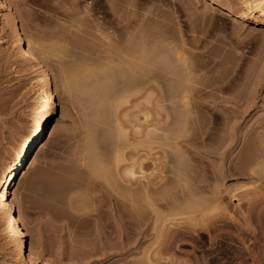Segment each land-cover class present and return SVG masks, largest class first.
Instances as JSON below:
<instances>
[{
	"label": "rangeland",
	"instance_id": "rangeland-1",
	"mask_svg": "<svg viewBox=\"0 0 264 264\" xmlns=\"http://www.w3.org/2000/svg\"><path fill=\"white\" fill-rule=\"evenodd\" d=\"M0 2V181L18 139L42 113L40 73L15 47L9 12L54 93L51 129L10 198L24 245L37 244L39 259L22 260L0 214V264H264V0ZM126 39L135 44L131 62L158 80L146 81L139 68L141 75H133L145 82L134 77L142 83L121 91L125 86L115 76L118 83L109 82L111 70H104L113 86H107L110 106L102 102L113 118L93 126L90 111L105 91L94 98L93 87L86 92L85 81H78L80 88L71 80L85 64L91 76L95 67L112 65V45L120 49ZM167 49L178 51L193 74L169 63L170 54L164 65L167 56L162 61L160 54ZM174 83L190 101L182 116L168 110ZM116 124L130 142L124 149ZM113 129L123 155L111 169ZM91 154L99 169L108 167L105 175H93ZM132 166L129 177L124 171ZM114 173L123 185L140 183L145 191L120 201L117 188L108 200L97 186L91 189L92 181L105 183Z\"/></svg>",
	"mask_w": 264,
	"mask_h": 264
},
{
	"label": "bare ground",
	"instance_id": "bare-ground-1",
	"mask_svg": "<svg viewBox=\"0 0 264 264\" xmlns=\"http://www.w3.org/2000/svg\"><path fill=\"white\" fill-rule=\"evenodd\" d=\"M5 8V4H4V2H0V10L1 9H4ZM125 21V20H124ZM126 23H127V21H126ZM125 22H123V26L124 27H126L125 25H127ZM9 30L11 31V37H12V40H13V43H14V45H15V47L17 48V50L20 52V54H21V56H22V59H23V61H25V62H31V63H33L34 64V66H35V68L37 69V71H39V73H40V75H39V79H40V81H41V86L43 87V89H42V91L38 94L37 93V95H38V105H39V110H40V112H42V113H40V114H38V115H36L33 119H32V121H31V124L29 125V127L23 132V134L20 136V138L18 139V142H17V144H16V146H15V148H14V151H13V154L10 156V158H9V160L7 161V163H6V166H5V170H4V174H3V178H2V180L0 181V214H1V217L3 218V222L5 223V225L7 226V240L9 241V243L12 245V247H13V249L17 252V254L18 255H20L21 257H22V260L24 261V262H27V263H31V262H33V261H37L38 259H39V255H38V253H36V250H35V246L37 245V244H35V246L33 247V248H30V247H32L33 245H30V247L29 246H26V245H24V242H23V239H22V226H21V224H20V218H19V214H17L16 213V211H14V208H12V206L10 205V198H11V196H12V194H13V192L15 191V190H17V188H18V185H19V183H20V180H21V178H22V175H23V173H21L22 172V169L24 168V166L25 165H27L28 163H29V161L31 160V157H32V154H33V152H34V150L36 149V147L38 146V144L40 143V141H41V139H43L46 135H47V133L50 131V129H51V123H52V119H53V116H54V108H53V105H52V100H53V98H54V93H53V88H52V82H51V79H50V76H49V74H48V72H47V70H46V68L44 67V65H42V62H40V61H38V59H37V57H36V50H34V49H32L31 47H30V45H28V42L24 39V37L22 36V33H21V31H20V28H19V26H18V21H17V19H16V16L14 15V13H12V12H9ZM127 40V41H126ZM125 41H123V42H120V44L122 43L123 45H121V46H123L122 48H120L119 49V46H117V44H115L117 47H114L113 45H112V47L114 48V50L116 49V54L113 52V54H115L116 56H114L113 58H115V59H113L112 60V62H111V64L113 65H110V64H105L104 66L103 65H101L102 66V68H100V66H98L99 67V71L97 70L96 71V69L98 68H96L95 67V72H93L94 70H92V74H94V76L96 75V77H94L93 75L91 76V75H89L90 74V72H91V68L89 69V68H87V72H86V65L87 64H85V68L84 67H82L81 69H82V71H80L79 69L77 70V73L74 75L75 77H76V80H77V82H76V80H75V82H74V78H73V81L71 80V82H73V85H74V83H75V85H79V84H83V83H81V82H83V81H85L84 82V84L85 85H80V86H84V87H82L84 90H86V89H88V88H91V87H93V91L94 92H92V90H89L88 89V91H91L92 93H93V95H94V93H95V95H94V98H96V95L98 96L101 92V94L100 95H102L103 94V92L105 93V97H107V95H108V97L105 99V97L102 95V97H98V98H96L97 100H98V103L100 102V104H98L99 105V107L98 106H96V102H97V100L96 99H94V101L96 100V102L94 103L95 105H92V109H93V107H95L96 106V108H94L93 109V112L92 111H90V114H91V119H92V121H91V123L92 122H94V123H92V125L93 126H96V124H95V122L98 124H101L102 123V125H104L105 124V122L107 123V122H109V123H111L112 122V120H111V118H113V117H111L112 116V113H110L111 112V110H112V108H107L106 106H105V104L109 107L110 105L108 104V101H107V99L109 98V95H110V90L111 89H109V87L111 88L113 85H114V81L116 82L117 81V79H118V81H120L119 83H118V81H117V83L118 84H122L123 86H125V87H122L121 85H119V86H121L120 87V89L122 88V90L121 91H125V90H128L131 86H133L134 87V85L133 84H138V85H140V83H142V81H140V83L138 82H135V80H136V78H134V77H137L136 75H133L134 74V72H136L135 74H137V73H140V70H145L146 71V68L144 69L143 67H145V66H142L141 68L140 67H138V65H136L135 64V62L134 63H132L133 61L131 60V57L129 58L128 56L130 55V54H132V55H130V56H132V58L133 57H135V55H134V52H132V49H134V45H132V41H130V39H126ZM118 45H119V43H118ZM120 46V47H121ZM49 48H52V46H50ZM55 48V46H53V49L52 50H55L54 49ZM112 48V49H113ZM58 51H60V48H58L57 49ZM114 50H112V51H114ZM62 51V50H61ZM134 51V50H133ZM166 51V50H165ZM165 51L163 52L162 51V53L160 54V56H163L161 59H162V61H164V57L165 56H167V58H168V55L170 54L171 55V57L173 58V62L171 61V59L172 58H166L165 59V62L166 61H168L169 59V61H171V62H169V63H174L175 64V60H176V64L179 66L180 65V67L181 66H184V59H183V57L181 56V54L180 53H178V51L176 52H173V51H170V52H172L173 54H171L170 52H169V54H167L168 53V49H167V52L165 53ZM163 54V55H162ZM167 54V55H166ZM174 55V56H173ZM175 57V58H174ZM115 60V61H114ZM141 60H143V59H141ZM113 61H114V64H113ZM132 61V62H131ZM161 61V62H162ZM168 62H166L167 64H164V65H166V66H169V63ZM179 62L181 63V64H179ZM135 65L134 67H136L137 69H138V72L137 71H134V67H133V65ZM183 64V65H182ZM110 67V68H108V67ZM177 66V67H178ZM106 67V68H105ZM180 67H178V69L180 68ZM185 67H186V65L183 67V69H182V67L180 68V70L182 71L183 70V72L184 73H187V71L186 70H188L187 69V67H186V70H184L185 69ZM84 68V69H83ZM136 68H135V70H136ZM139 68H140V70H139ZM111 71H110V70ZM102 70V71H101ZM104 70H109L110 72H108L109 73V75L108 76H110V75H113L112 77L114 78V76L117 78H114L115 80H112L111 79V81H109V82H112L113 83V85L112 86H110L112 83H110V85H107L108 84V80H109V78L110 77H107V75L106 74H108L107 72H104ZM143 70L141 71L142 72V75H144L145 73V76H146V79L144 78V77H142V79H141V76H138V80H139V77H140V79L141 80H143V82H145L144 81V79L146 80V81H151V80H153V78H154V80L157 82V80H158V77L157 76H155V77H153L151 80H150V77L152 76V74H150L149 75V71L148 72H145L144 71V73H143ZM172 71V75H173V80H174V82L177 80H179V77H178V75H179V73L177 74V72H175L176 74H173L174 73V69H171ZM78 71H80V72H78ZM186 71V72H185ZM190 71V70H189ZM192 71V70H191ZM191 71L190 72H188L187 74H189L190 73V75H192L191 74ZM100 72H101V75L105 78H101L100 79ZM106 73V74H104V73ZM111 72H113V74H111ZM182 72V73H183ZM187 74H185V75H187ZM98 75H99V77H98ZM104 75H106V76H104ZM140 75H141V73H140ZM149 75V76H148ZM178 78H177V77ZM188 76V75H187ZM98 77V78H97ZM90 78V79H89ZM91 78L93 79L92 81L93 82H90V80H91ZM96 78H97V81H96ZM144 78V79H143ZM149 78V79H148ZM89 79V80H88ZM81 80V81H80ZM83 80V81H82ZM86 80H87V82H90L89 83V85L88 86H86ZM95 80V81H94ZM172 80V81H173ZM78 81H80V83L78 84ZM176 81V82H177ZM175 82V83H176ZM179 82V81H178ZM176 83V84H178V86H179V83ZM77 83V84H76ZM174 83V87L176 86L177 87V85ZM88 84V83H87ZM92 86H91V85ZM135 84V87H137L138 85H136ZM80 86H78V87H80ZM107 86H109V87H107ZM128 86H130V87H128ZM41 87V88H42ZM88 87V88H87ZM107 87V88H106ZM132 87V88H133ZM134 87V88H135ZM81 88V87H80ZM94 88H95V90H96V92H95V90H94ZM126 88V89H125ZM128 88V89H127ZM132 88H130L129 90H131ZM109 90V91H107V90ZM124 89V90H123ZM97 91H100V93H98ZM86 92H87V90H86ZM91 92H88L89 94L91 93ZM88 93H86V94H88ZM96 93H98V94H96ZM109 93V94H108ZM171 93L173 94L172 96H170L171 95ZM170 93V95H169V97H170V99H172L173 101H171V105H169V106H171V108H169L168 107V110L170 109L172 112V114L173 113H179V115H176V116H182V113H184L185 112V110L186 111H188L187 110V108H188V105H189V103H190V101L187 99V95L185 94V91L183 90V88H181V89H179V87H177V88H175L174 89V91L172 90V92ZM88 94V96H90V95H92V94H90L89 95ZM172 97V98H171ZM88 99L89 100H91L92 99V96H91V98L90 97H88ZM102 100H103V102H107V103H103L102 102ZM104 100H106V101H104ZM169 100V99H168ZM92 101H93V99H92ZM197 102V101H196ZM195 102V103H196ZM197 103H199V102H197ZM196 103V104H197ZM201 103V102H200ZM199 103V105H201ZM173 104V105H172ZM174 109H173V108ZM109 109V110H108ZM111 109V110H110ZM179 109V110H178ZM179 111V112H177V111ZM110 111V112H109ZM173 111H176V112H173ZM180 111H183L182 113H180ZM109 114H110V117L111 118H109ZM174 115V114H173ZM174 115V116H175ZM185 115H186V113H185ZM170 116V114H168V117ZM90 119V120H91ZM111 120V121H109V120ZM108 120V121H107ZM104 121V122H103ZM101 122V123H100ZM108 123V124H109ZM98 124V125H99ZM107 124V125H108ZM91 125V126H92ZM106 125V124H105ZM117 125V124H116ZM116 127V126H115ZM117 127H119L118 125H117ZM115 129V128H114ZM114 129H113V131H112V134H111V132L109 131V133L108 134H111V136H113V139L116 141V143H115V145L114 144H111L112 145V147H113V145H114V148H113V152H114V156L116 155V159H113V160H115L114 162V164H113V160L111 161L110 160V158H106V161L108 160H110L111 162H109V163H112L111 165V169H112V167L114 166V165H116L117 166V164H118V161H120V154H122V151L120 150L121 148L122 149H124V147L125 146H127L128 147V144L130 145V142L128 143V141H127V139H123L124 137H125V133H123L124 131H122L121 130V128L119 127L118 129L120 130H118V132H122L123 133V135H122V133H119V136L118 137H116L117 135L116 134H118V132L116 131V133L114 132ZM116 130V129H115ZM107 131L105 130L102 134H107L106 133ZM113 132L115 133V135L113 134ZM153 132H155V131H153ZM120 134L122 135V136H120ZM104 136V135H103ZM124 136V137H123ZM104 137H106V138H108L106 135L104 136ZM118 138V139H120L119 137H121V140L123 139V141H124V143H126L125 142V140L127 141V145H125L124 144V146L123 147H121L122 146V144H121V142H123V141H121V140H116V138ZM123 137V138H122ZM126 138V137H125ZM157 139H160V137L159 138H157ZM173 139H175V138H173ZM161 140V139H160ZM121 141V142H120ZM114 142V141H113ZM112 142V143H113ZM119 142H120V144H119ZM172 144L174 145V146H176V143L175 142H172ZM132 145V144H131ZM172 145V146H173ZM169 146H171V144L169 145ZM173 146V147H174ZM121 147V148H120ZM126 147V148H127ZM116 148V149H115ZM114 149L116 150V151H114ZM174 150H175V148H174ZM176 150H177V148H176ZM121 152V153H120ZM117 153V154H116ZM119 153V154H118ZM92 155V154H91ZM123 155V154H122ZM89 158H91V161H89V163H88V165H94V166H91V168H90V166H89V168H90V170H92L91 172L93 173V175H95V176H97V175H99V174H101L102 176L103 175H105V173H104V171L105 172H108L107 170H108V167H106L107 169H105L104 170V168H100L99 169V167L101 166L102 167V165H98L99 163L95 160V159H93V161L95 162V163H92L93 161H92V158H94L93 157V155L91 156V157H89ZM115 158V157H114ZM123 158V156L121 157V159ZM90 160V159H89ZM96 162L98 163V164H96ZM104 164V163H107V162H105V160H104V162H101V164ZM97 165V166H96ZM98 168H96V167ZM114 168H115V166H114ZM126 168H128L127 170H126ZM125 168V171H124V174L126 173L129 177H133L134 176V172H133V166L132 167H126ZM132 168V169H131ZM103 169V170H102ZM101 171V172H100ZM252 171V170H251ZM104 174H103V173ZM254 171H252V173H253ZM173 173V175H177L178 173L175 171V174H174V172H172ZM250 174L251 176L253 175V174ZM114 174H116V173H114ZM125 174V175H126ZM254 174H255V172H254ZM249 175V176H250ZM100 176V175H99ZM114 176V177H113ZM105 177V176H104ZM109 176H106L104 179H103V181L105 182V183H103L102 181H99L98 183L97 182H95V181H92L91 183H92V186H91V189L94 187V188H96V186H97V192H100V194L102 195L103 194V197H105L106 196V200H108L110 197H116V195L118 194V193H120V195L118 196L119 198H114L115 200L116 199H121L120 198V196L123 198V199H125V197H127L128 195V197H130V195L132 194V193H139V191L141 192V190L143 191V188L142 187H145L144 185H140V183H139V185L138 186H136L135 188H132L131 189V187L129 188L128 187V185H123V183H120L119 182V177L117 176V174H116V177H118V178H116L115 177V175H112L110 178H108ZM176 177V178H175ZM107 178V179H106ZM106 179V180H105ZM174 179H175V181H177L178 179H179V175H177V176H174ZM97 184V185H95V184ZM94 185V186H93ZM93 188V189H94ZM115 188H117L116 190H118L119 192L117 193V191L115 190L114 192H112L111 190L112 189H115ZM234 188V187H233ZM233 188H231V191H232V189ZM237 187H235L234 188V193H235V190L237 191V189H236ZM145 191V190H144ZM143 191V192H144ZM116 194L115 196L112 194ZM116 192V193H115ZM229 192H230V190H229ZM238 192V191H237ZM108 193H110V194H112L111 196L108 194ZM233 193V192H232ZM232 193H231V195H232ZM233 193V194H234ZM106 194V195H105ZM110 196V197H108V195ZM236 194V195H235ZM234 195H232V196H230L229 195V197L230 198H232V200H234V196H237L238 194H239V192L238 193H235ZM133 195V194H132ZM131 195V196H132ZM102 197V196H101ZM102 197V198H103ZM127 197V198H128ZM114 200V201H115ZM112 201V200H111ZM113 201V202H114ZM120 201H124V200H120ZM235 201H236V199H235ZM110 201H108V203H109ZM115 202H117V201H115ZM234 203V202H233ZM117 204V206H118V204H119V201L116 203ZM116 204H115V206H116ZM120 204H122V203H120ZM119 204V205H120ZM236 204V203H235ZM109 206H110V204H109ZM114 206V207H115ZM116 206V207H117ZM21 217V216H20ZM232 218V217H231ZM232 221H234L233 220V218L231 219ZM235 222V221H234ZM36 248H37V246H36Z\"/></svg>",
	"mask_w": 264,
	"mask_h": 264
}]
</instances>
